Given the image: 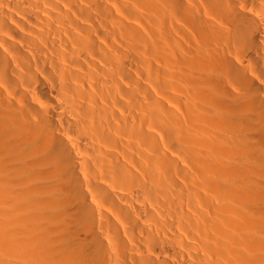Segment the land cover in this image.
I'll list each match as a JSON object with an SVG mask.
<instances>
[{"label": "bare ground", "instance_id": "obj_1", "mask_svg": "<svg viewBox=\"0 0 264 264\" xmlns=\"http://www.w3.org/2000/svg\"><path fill=\"white\" fill-rule=\"evenodd\" d=\"M0 264H264V0H0Z\"/></svg>", "mask_w": 264, "mask_h": 264}]
</instances>
